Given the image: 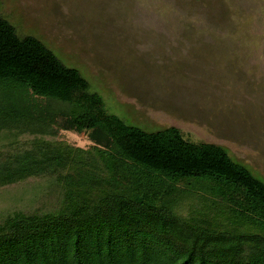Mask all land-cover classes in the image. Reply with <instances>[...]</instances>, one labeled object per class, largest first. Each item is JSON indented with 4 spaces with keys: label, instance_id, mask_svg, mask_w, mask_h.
Wrapping results in <instances>:
<instances>
[{
    "label": "trees",
    "instance_id": "1",
    "mask_svg": "<svg viewBox=\"0 0 264 264\" xmlns=\"http://www.w3.org/2000/svg\"><path fill=\"white\" fill-rule=\"evenodd\" d=\"M0 264H264V180L221 145L109 113L0 15Z\"/></svg>",
    "mask_w": 264,
    "mask_h": 264
},
{
    "label": "rangeland",
    "instance_id": "2",
    "mask_svg": "<svg viewBox=\"0 0 264 264\" xmlns=\"http://www.w3.org/2000/svg\"><path fill=\"white\" fill-rule=\"evenodd\" d=\"M0 15L77 68L109 113L221 145L264 180V0H0Z\"/></svg>",
    "mask_w": 264,
    "mask_h": 264
}]
</instances>
